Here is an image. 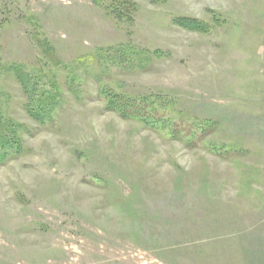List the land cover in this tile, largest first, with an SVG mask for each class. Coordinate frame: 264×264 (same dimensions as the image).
Returning <instances> with one entry per match:
<instances>
[{"label": "rangeland", "instance_id": "rangeland-1", "mask_svg": "<svg viewBox=\"0 0 264 264\" xmlns=\"http://www.w3.org/2000/svg\"><path fill=\"white\" fill-rule=\"evenodd\" d=\"M118 1L0 0V264H264V0Z\"/></svg>", "mask_w": 264, "mask_h": 264}, {"label": "trees", "instance_id": "trees-1", "mask_svg": "<svg viewBox=\"0 0 264 264\" xmlns=\"http://www.w3.org/2000/svg\"><path fill=\"white\" fill-rule=\"evenodd\" d=\"M117 1L116 7L117 9L124 10L125 3L121 2L119 3ZM129 9V5L127 7V11ZM173 22L183 28H187L190 30H197V31H204L206 28V25L195 20V19H189V18H175ZM105 95V106L109 109L117 111V113L122 117H137L136 115L138 113H143V110L145 108V105H147L146 101L139 100L136 101L135 98L126 96L122 93L115 92L110 89H106L104 92ZM43 105V104H42ZM40 105V106H42ZM45 106V105H44ZM41 109V107L38 108V110ZM145 119H148L149 116L144 115ZM13 124L11 123H1V129L2 134H0V157L3 158L7 154L10 153L12 150H15L18 148L19 141L15 135H13L15 129H13Z\"/></svg>", "mask_w": 264, "mask_h": 264}]
</instances>
